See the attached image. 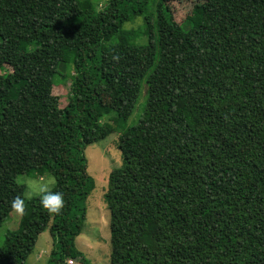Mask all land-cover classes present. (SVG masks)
<instances>
[{"label":"trees","instance_id":"trees-1","mask_svg":"<svg viewBox=\"0 0 264 264\" xmlns=\"http://www.w3.org/2000/svg\"><path fill=\"white\" fill-rule=\"evenodd\" d=\"M148 1L0 0V225L21 174L52 173L65 199L57 215L27 201L0 264H24L46 229L47 264H87L85 148L113 131L102 99L125 119L143 80L104 193L110 264H264V0H156L153 17ZM137 15L144 43L123 28Z\"/></svg>","mask_w":264,"mask_h":264},{"label":"rangeland","instance_id":"rangeland-1","mask_svg":"<svg viewBox=\"0 0 264 264\" xmlns=\"http://www.w3.org/2000/svg\"><path fill=\"white\" fill-rule=\"evenodd\" d=\"M99 4L104 3L105 0H94ZM156 0H149L146 13L150 16H155ZM176 2V1H175ZM193 3L189 1L177 2L172 5L175 14V20L180 23L183 22L182 28L188 30L191 26L189 22H185L186 18L190 16ZM144 27L143 15H137L132 20L126 21L123 24L124 29H134L138 32V37L135 39L136 43H144L147 41V36L142 32ZM69 61L70 58L66 57ZM9 70L5 65L0 73ZM72 68L69 67L68 71ZM146 84L143 81L140 83V90L137 101L130 113L126 112L125 119L119 118V113L111 109L110 98H103L104 115L102 122L112 126L113 131L101 137L97 141L90 143L85 148V156L87 159V171L92 177L94 186L85 200L86 216L83 225L80 229L79 235L75 242L77 247L84 253L87 264H110V214L107 208L104 193L108 185V174L113 167L119 166L122 162L121 152L117 146L119 135L130 125H134L140 119L145 102L147 99ZM68 90V83H60L52 87V93L59 98L60 105L63 106L66 102ZM118 113V114H117ZM101 132V131H99ZM26 176H53L52 173L45 172L37 175L21 174L17 177L18 182L22 183V178ZM55 178V177H54ZM25 192V189H24ZM20 218L15 214L10 213L5 217L0 225V245L4 243L5 234L9 230L16 229L19 225ZM52 247V239L49 230L46 229L41 232L35 243L33 251L28 255L24 264H47L48 255ZM74 264H80L73 262Z\"/></svg>","mask_w":264,"mask_h":264},{"label":"clouds","instance_id":"clouds-1","mask_svg":"<svg viewBox=\"0 0 264 264\" xmlns=\"http://www.w3.org/2000/svg\"><path fill=\"white\" fill-rule=\"evenodd\" d=\"M117 60L118 57H113ZM25 192L23 195H17L9 202L10 210L16 217L22 218L25 214L26 202L33 198L38 199L43 210L49 214H59L64 205V194L60 191H54L56 180L52 176H26L22 178Z\"/></svg>","mask_w":264,"mask_h":264}]
</instances>
